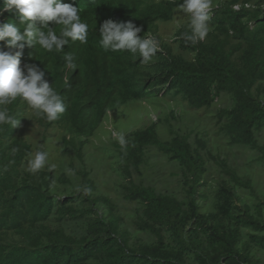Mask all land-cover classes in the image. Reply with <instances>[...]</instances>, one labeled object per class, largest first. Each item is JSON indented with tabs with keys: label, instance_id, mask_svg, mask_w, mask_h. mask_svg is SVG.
Masks as SVG:
<instances>
[{
	"label": "trees",
	"instance_id": "obj_1",
	"mask_svg": "<svg viewBox=\"0 0 264 264\" xmlns=\"http://www.w3.org/2000/svg\"><path fill=\"white\" fill-rule=\"evenodd\" d=\"M61 2L80 8L81 21L89 26L86 43L72 42L69 38L61 52H47L26 41L22 42L25 44L22 50L9 48L6 41H0V51L23 52L21 68L25 74L33 65L43 71V80L66 106L65 112L51 122L36 116L19 98L0 106L7 107L9 114L19 120L17 128L0 125V264H187L184 251L189 252L195 264H259L252 258V250L253 245L264 247V225L251 216L233 217L230 227L224 224V218L231 217L233 188L223 186L219 191L222 201L219 213H200L196 200L206 198L200 189L207 186L203 179L205 162L200 149L193 150L185 138L168 147L149 128L127 136L124 146L115 145L122 158V173L130 185L126 187L128 200L145 208L138 226L158 237L157 247L130 245V232L120 228L124 219L117 215L110 198L91 201L69 196L57 200L52 193L55 172L51 165L35 174L25 175L23 170L34 153L26 134L29 128L41 129L45 141L52 130L64 131V142L80 154L109 111L151 95L182 100L194 111L212 109L226 99L217 109L219 133L232 147L258 149L262 152L259 161L263 160L264 146L260 147L258 134L264 132V0L256 4L250 0L220 1L210 10L209 30L203 41L193 43L187 38L191 35L189 20L177 31L172 43L157 47L147 63L141 62L138 53L106 51L100 44V27L109 19L131 21L141 28L138 33L141 39L161 42L153 32L156 33L160 22H172L183 2ZM8 22L23 31L24 25L19 26L18 17L4 10V0H0V23ZM47 27H52L57 35L62 28L52 22L47 26L42 21L35 22L36 29L47 32ZM173 45L178 46L179 53L173 50ZM67 54L73 56L76 67L66 66L63 57ZM206 145L207 142L201 141L202 148ZM151 147L183 167L184 183L189 186L188 195L192 198L189 207L177 198L163 196L134 181L136 175L142 174V166H147ZM224 167L234 183L250 187L240 181L234 170L227 169L226 164ZM38 175L41 182L35 183ZM99 204L107 207L109 215L97 214ZM160 224L170 228L182 247L180 251L162 249L164 237L160 229L154 228ZM186 225L190 229L185 230ZM243 229L252 230L248 242H243Z\"/></svg>",
	"mask_w": 264,
	"mask_h": 264
},
{
	"label": "rangeland",
	"instance_id": "obj_2",
	"mask_svg": "<svg viewBox=\"0 0 264 264\" xmlns=\"http://www.w3.org/2000/svg\"><path fill=\"white\" fill-rule=\"evenodd\" d=\"M220 1L224 0H211L209 16L210 10L217 7ZM250 2L256 4L263 0ZM189 20L188 14L177 8L172 22H160L156 33L153 32L161 41L153 39L157 47L161 43H172L177 31ZM173 50L176 53L180 52L177 45H173ZM225 102L226 99L222 100L223 104L213 106L209 110L194 111L182 100H170L156 95L141 101H131L124 107L107 113L101 128L80 154L78 149L64 142V131L52 130L49 133L51 137L45 141L42 130L31 127L26 132L34 147L30 159L34 157L36 151L48 154L41 171H45L47 166L53 167L55 182L52 193L57 200L69 196L83 197L91 201L95 198L108 197L112 200L117 215L124 219L120 228L130 232V245L157 247L158 237L138 226L141 224L140 218L144 217L145 208L137 202L128 200L126 187L130 185L122 173V158L115 147L121 145L119 143L121 136L126 139L137 131L153 128L158 141L168 147L174 146L176 140L185 138L193 150L200 149L199 153L203 156L206 168L203 179L207 183V186L200 188L206 194V198L197 197L196 200L201 214L219 213L222 203L219 191L223 186H227L233 188L235 200L229 211L231 217L224 218L225 226L230 227V220L239 216L244 218L251 216L264 225V158L259 161L262 152L258 149L230 146L228 139L219 133L216 125L217 109ZM201 141L207 142L206 148L200 146ZM258 141L260 147L264 146V132L258 134ZM147 154L151 156L147 159V166H142V174L136 175L134 181L142 186L151 187L163 196L177 198L189 207L192 198L188 195L189 186L184 183L183 167L171 161L156 147H151ZM224 164L227 169L236 172L242 183H249L250 187L234 183ZM27 172L29 171L25 168L23 173L27 175ZM36 182H41L40 175L36 176ZM88 186H92L93 189L88 190ZM97 214L106 217L109 211L107 207L99 204ZM190 225H186L185 230L190 229ZM154 228L160 229L164 237L163 250L180 251L182 247L166 224L154 225ZM251 231L243 229V242L249 241ZM253 247L252 258L259 264H264V247L255 245ZM184 252L187 264H195L189 252Z\"/></svg>",
	"mask_w": 264,
	"mask_h": 264
},
{
	"label": "clouds",
	"instance_id": "obj_3",
	"mask_svg": "<svg viewBox=\"0 0 264 264\" xmlns=\"http://www.w3.org/2000/svg\"><path fill=\"white\" fill-rule=\"evenodd\" d=\"M211 0H183L178 5V10L190 17L189 28L191 35L187 38L193 43L203 41L208 34V20ZM4 10L18 17L19 26L24 25L23 31L16 24L0 23V41H6L12 49H23L26 41L29 45L38 44L47 52H61L65 44L79 41L87 42L88 24L81 21L80 8L74 3H63L61 0H4ZM42 21L45 26L49 22L62 26L57 35L52 27H47V32L36 29L35 22ZM141 28L136 27L131 21L116 22L111 19L103 22L99 29L100 44L107 51H128L138 53L142 63H147L157 52V45L151 38L141 39L138 33ZM22 51H0V106H6L16 101L17 98L25 103L36 116L47 121H55L65 112L66 106L60 95L56 93L49 83L43 80L44 72L35 65L29 66L27 74L21 68ZM67 67L74 68L73 56L64 57ZM8 124L12 128L19 127V120L9 114L7 107H0V125ZM119 143H126L123 136ZM47 153L36 151L29 160L27 171L37 173L47 160Z\"/></svg>",
	"mask_w": 264,
	"mask_h": 264
},
{
	"label": "bare ground",
	"instance_id": "obj_4",
	"mask_svg": "<svg viewBox=\"0 0 264 264\" xmlns=\"http://www.w3.org/2000/svg\"><path fill=\"white\" fill-rule=\"evenodd\" d=\"M149 1H150V0H149ZM157 1H158V0H157ZM119 2H120V1H119ZM123 3H124V2H123ZM188 23H189V22H188ZM94 27H95V26H94ZM94 27H92V28H94ZM95 28H96V27H95ZM94 30H95V29H94ZM178 34H179V33H178ZM95 51H96V50H95ZM95 51H94V52H95ZM98 53H99V52H98ZM98 53H96V54L98 55ZM103 55H104V54H103ZM105 56H106V55H105ZM104 58H106V57H104ZM104 58H103V59H104ZM106 59H107V58H106ZM104 61H106V60H104ZM107 63H108V62H107ZM110 64H111V66H112V63H110ZM115 66H116V65H115ZM115 66H114V67H115ZM104 67H106V66H104ZM108 67H109V65H108ZM116 67H117V66H116ZM106 69H107V67H106ZM111 70H112V69H111ZM70 71H71V70H70ZM108 71H109V70H108ZM111 72H112V71H111ZM87 73H88V72H87ZM69 75H70V74H69ZM112 75H113V73H112ZM116 75H117V74H116ZM91 76H92V74H91ZM114 76H115V75H114ZM111 77H112V76H111ZM117 77H119V76L117 75ZM86 78H87V76H86ZM112 78H113V77H112ZM93 79H94V78H93ZM110 79H111V78H110ZM96 80H97V79H96ZM118 80H119V79H118ZM89 81H91V80H89ZM99 81H100V79H99ZM115 82H116V81H115ZM105 83H107V82H105ZM105 83H104V84H105ZM116 83H119V82H116ZM104 84H103V85H104ZM109 85H110V84H109ZM118 86H119V85H118ZM91 87H92V86H91ZM113 87H114V86H113ZM115 87H116V85H115ZM102 88H103V87H102ZM108 88H109V87H108ZM100 89H101V88H100ZM103 89H104V88H103ZM103 89H102V90H103ZM112 89H113V88H112ZM117 89H118V88H117ZM92 90H93V89L91 88V91H92ZM102 90H101V91H102ZM93 92H94V90H93ZM104 92H105V91H104ZM111 92H112V91H111ZM111 92H110V93H111ZM113 92H115V89H114ZM94 93H95V92H94ZM94 93H93V94H94ZM99 93H100V91H99ZM105 94H106V93H105ZM111 94H112V93H111ZM97 95H99V94H97ZM100 95H101V94H100ZM93 96H96V95H93ZM109 97H110V96H109ZM113 98H114V97H113ZM126 103H128V102H126ZM129 103H130V102H129ZM111 105H112V104H111ZM112 106H113V105H112ZM110 107H111V106H110ZM114 107H115V106H114ZM116 107H117V106H116ZM123 107H124V106H123ZM107 108H108V107H107ZM125 108H126V107H125Z\"/></svg>",
	"mask_w": 264,
	"mask_h": 264
}]
</instances>
